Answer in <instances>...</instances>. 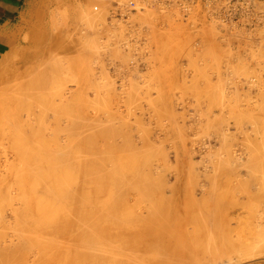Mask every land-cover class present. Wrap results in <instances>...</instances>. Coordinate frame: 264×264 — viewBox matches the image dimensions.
<instances>
[{
  "label": "rangeland",
  "instance_id": "rangeland-1",
  "mask_svg": "<svg viewBox=\"0 0 264 264\" xmlns=\"http://www.w3.org/2000/svg\"><path fill=\"white\" fill-rule=\"evenodd\" d=\"M46 9L0 60V264H264V2Z\"/></svg>",
  "mask_w": 264,
  "mask_h": 264
},
{
  "label": "crops",
  "instance_id": "crops-1",
  "mask_svg": "<svg viewBox=\"0 0 264 264\" xmlns=\"http://www.w3.org/2000/svg\"><path fill=\"white\" fill-rule=\"evenodd\" d=\"M50 0H0V60L26 28V18L45 12ZM264 2V0H259Z\"/></svg>",
  "mask_w": 264,
  "mask_h": 264
},
{
  "label": "bare ground",
  "instance_id": "bare-ground-1",
  "mask_svg": "<svg viewBox=\"0 0 264 264\" xmlns=\"http://www.w3.org/2000/svg\"><path fill=\"white\" fill-rule=\"evenodd\" d=\"M259 2H260V1H259ZM262 4H263V3H262ZM164 5H165V4H164ZM259 5H260V4H259ZM259 5H258V6H259ZM165 6H166V5H165ZM96 9H97V8H96ZM2 64H3V66H5L4 63H2ZM261 68H262V67H261ZM263 68H264V67H263ZM3 69H4V68H3ZM0 70H1V69H0ZM6 73H7L6 71H5V72H0V78L3 79V83H5L6 80H10L11 78H13V77L16 75V73H15V74H11V73H14V72H11V73L8 72L7 74H6ZM15 77H16V76H15ZM260 79H261V78H260ZM261 80H262V79H261ZM10 81H11V80H10ZM15 81H16V80H14V82H15ZM19 82H20V81H19ZM259 82H262V81H259ZM262 83H264V80H263ZM6 84H7V83H6ZM8 84H9V83H8ZM8 84H7V88H5L4 91H3V95L9 97V99H10V98L13 99L12 96H14V95H16V94L14 93V89L12 88V85H8ZM261 86H262V85H261ZM28 88H29V87H28ZM28 88L26 89V90H27L26 93L29 92V89H28ZM19 89H20V88H19ZM23 90H24V91H23ZM23 90H22L23 95L21 94V95L24 97V98H23V97L21 96V97L23 98V99H22V102H23V100H24V101H25L24 103H26V101H28L27 99H25L26 96H27V94L24 93L26 90H25V89H23ZM30 92H31V91H30ZM24 95H25V96H24ZM32 95H33V93H32ZM32 95H31V97H32ZM19 97H20V96H19ZM19 97H18V99H19ZM31 97H28V96H27V98H29V99H30ZM14 99H15V98H14ZM16 99H17V98H16ZM16 99H15V100H16ZM18 99L16 100V101H17L16 104L19 103V102L21 101V100H18ZM18 101H19V102H18ZM22 102H20V103H22ZM23 108H26L25 105L23 106ZM70 118H71V117H70ZM75 120H76V119H74V121H75ZM78 120H80V119H78ZM78 120H77V122L79 123ZM70 121H72V120H70ZM84 121H88V123L91 124V122H89V120H87V119H84ZM81 122H82V123H85V122H83V120H82ZM81 122H80V123H81ZM92 122H93L92 124L95 123L94 121H92ZM75 123H76V122H75ZM75 123H74L73 125L70 124V123H69V124L72 125V127H73V126H75ZM78 123H77V124H78ZM86 123H87V122H86ZM86 123H85V124H86ZM79 125L81 126L82 124H79ZM79 125H78V126H79ZM94 125L96 126V124H94ZM94 125H93V126H94ZM84 126H85V125H84ZM84 126H81V128H85ZM90 126H91V125H90ZM87 127H88V126H87ZM66 128H67V127H65V131H66ZM70 128H71V127H70ZM73 128H74V127H73ZM74 129H75V128H74ZM76 129H77V128H76ZM78 129H79V128H78ZM95 129H97V127L94 128V130H95ZM112 129H113V128H112ZM254 129H255V128H254ZM63 130H64V128H63ZM67 130H69V126H68V129H67ZM70 130H71V129H70ZM84 130H85V129H84ZM84 130H83V131H84ZM88 130L90 131V129H88ZM97 130H98V129H97ZM101 130H102V129H101ZM76 131H77V130H76ZM92 131H93V130H92ZM116 131H117V130H116ZM252 131H253V130H252ZM255 131H256V130H255ZM79 132H81V131H79ZM89 133H90V132H89ZM93 133H95V132L93 131ZM82 134H85V133H82ZM87 134H88V133H87ZM90 136H91V135H90ZM88 137H89V136H88ZM91 137H92V136H91ZM247 142H248V140H247ZM247 145H248V144H247ZM248 148H249V147H248ZM252 148H254V147H252ZM247 150H248V149H247ZM248 152H249V151H248ZM252 152H253V151H252ZM251 155H252V154H251ZM256 155H257V153H256ZM256 155L254 156L255 159H254L253 157H251V158L249 159V162L246 163V165L248 164L247 167L250 168L251 171L253 170V168L256 167V166H255V165H256L255 162H256V160L258 159V158H256ZM248 156H249V155H248ZM60 157H61V156H60ZM60 157H58V159H59ZM249 157H250V156H249ZM249 157H248V158H249ZM64 159H65V158H61V159H60V160H63L62 163L64 162ZM235 159H236V158H235ZM60 160H59V161H60ZM246 161H247V160H246ZM236 162H237V161H236ZM239 163H241V162H239ZM240 165H242V164H240ZM258 165H259V163H258ZM256 168H258V166H257ZM256 168H255V169H256ZM91 171L93 172V171H95V170L92 169ZM91 171H89V172L91 173ZM237 171H238V170H237ZM249 171H250V170H249ZM249 171H248V172H249ZM254 172H255V171H254ZM254 172H253V174H254ZM86 173H87V172H86ZM251 173H252V172H249V174H251ZM249 174H248V175H249ZM87 175H88V174H87ZM89 175H90V174H89ZM236 175H238L237 172H236ZM239 176H240V174H239ZM90 177H91V176H90ZM90 177H89V178H90ZM249 177H250V176H249ZM253 177H254V175H253ZM89 178H88V179H89ZM250 179H252V178H250ZM165 262H166V261H165ZM161 263H162V262H161ZM161 263H160V264H161ZM166 263H167V262H166ZM166 263H165V264H166Z\"/></svg>",
  "mask_w": 264,
  "mask_h": 264
},
{
  "label": "built area",
  "instance_id": "built-area-1",
  "mask_svg": "<svg viewBox=\"0 0 264 264\" xmlns=\"http://www.w3.org/2000/svg\"><path fill=\"white\" fill-rule=\"evenodd\" d=\"M181 2H182V4L186 1H189V0H180ZM130 4H132V2H130ZM205 5H206V7H208L207 9H210V7H209V4H207V3H205Z\"/></svg>",
  "mask_w": 264,
  "mask_h": 264
}]
</instances>
